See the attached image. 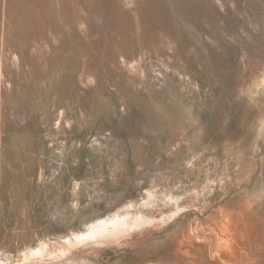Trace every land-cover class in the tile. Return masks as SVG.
Listing matches in <instances>:
<instances>
[{
	"label": "rangeland",
	"instance_id": "rangeland-1",
	"mask_svg": "<svg viewBox=\"0 0 264 264\" xmlns=\"http://www.w3.org/2000/svg\"><path fill=\"white\" fill-rule=\"evenodd\" d=\"M0 264H264V0H0Z\"/></svg>",
	"mask_w": 264,
	"mask_h": 264
},
{
	"label": "bare ground",
	"instance_id": "bare-ground-1",
	"mask_svg": "<svg viewBox=\"0 0 264 264\" xmlns=\"http://www.w3.org/2000/svg\"><path fill=\"white\" fill-rule=\"evenodd\" d=\"M125 225H127V222L124 219L102 220L94 227V229L90 230L89 236H94V235H97L99 233L102 234V233H106V232H108L110 234L115 233V232H118ZM121 230H123V229H121ZM79 237H81V236L79 235ZM81 239H83V238H81ZM40 252H42V250H40Z\"/></svg>",
	"mask_w": 264,
	"mask_h": 264
}]
</instances>
